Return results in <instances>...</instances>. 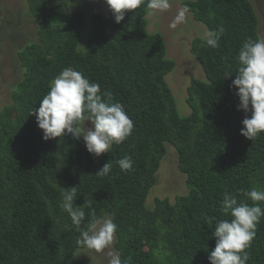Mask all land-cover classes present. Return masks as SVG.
<instances>
[{"label": "trees", "instance_id": "obj_1", "mask_svg": "<svg viewBox=\"0 0 264 264\" xmlns=\"http://www.w3.org/2000/svg\"><path fill=\"white\" fill-rule=\"evenodd\" d=\"M37 25L38 42L19 50L23 69L11 93V104L0 113V264H84L77 252L79 233L58 207L63 188L76 187V206L91 201L97 218L111 216L117 225L114 249L122 264H209L215 247L205 217L231 219L220 211L225 192L264 189V133L250 141L240 134L245 114L230 89L243 42L259 39L258 20L248 0H186L192 18L207 30L222 25L219 47L195 39L191 46L205 80L191 79L180 116L165 76L175 67L166 57L158 33L147 30L148 8L126 11L119 24L107 11L87 17L76 9L64 12L47 0H24ZM59 7V8H58ZM89 19L84 42L81 33ZM82 72L114 102L124 106L133 121L131 135L94 159L82 139L71 135L42 139L30 111L49 91L64 68ZM233 72L231 77H224ZM170 144L187 194L174 202L146 199L157 182L160 161ZM134 161L122 171L118 161ZM106 162L109 175L95 173ZM249 203H251L249 201ZM264 208V202L260 205ZM89 209L85 208L86 220ZM61 223H57V220ZM247 264H264V217L246 249Z\"/></svg>", "mask_w": 264, "mask_h": 264}, {"label": "clouds", "instance_id": "obj_2", "mask_svg": "<svg viewBox=\"0 0 264 264\" xmlns=\"http://www.w3.org/2000/svg\"><path fill=\"white\" fill-rule=\"evenodd\" d=\"M111 11L114 22L119 24L124 20L126 11L136 10L146 5L150 14L166 11L169 0H104ZM188 7L185 5L170 23V28L185 22ZM224 33L222 25L207 30L204 34L206 45L216 49ZM239 67L234 72L235 78L229 85L235 89L238 97L237 110L245 115L241 121L240 134L252 141L260 133H264V38L245 40L236 57ZM228 72L224 77H231ZM36 118V124L42 130V139L47 141L71 135L73 139H82L89 154L99 157L108 153L112 145L123 143L132 133L133 121L126 113L124 106L113 101L110 91L101 89L98 83L91 82L82 72L72 68H64L53 78L49 91L39 101V107L30 111ZM88 121L91 127H86ZM118 166L122 171H129L134 161L125 156ZM112 164L106 162L95 173L100 177L109 175ZM238 195L225 192L220 201V211L231 219L216 220L215 217H205L209 228L215 220L211 236L215 238V247L208 254L209 264H247L250 259L246 251L256 236V227L264 217V189L238 190ZM76 187L63 188L58 207L67 214L71 224H63L64 228L74 227L79 233L77 245L102 252L113 244L117 225L112 219L97 218L91 201L82 206H76ZM249 201L251 203H249ZM91 218L85 223L86 212ZM57 223H61L58 219ZM108 264H122L121 257L116 252L109 253Z\"/></svg>", "mask_w": 264, "mask_h": 264}, {"label": "rangeland", "instance_id": "obj_3", "mask_svg": "<svg viewBox=\"0 0 264 264\" xmlns=\"http://www.w3.org/2000/svg\"><path fill=\"white\" fill-rule=\"evenodd\" d=\"M183 1L186 0H169L170 7L155 15L150 14L148 9L146 19L148 32L158 33L161 36L166 45V57L175 62L174 69L165 76V82L172 91L179 115L187 116L189 109L185 99L189 83L193 78L205 80L203 70L190 49L195 39L204 38L207 29L196 22L188 12L185 22L178 24L174 29L169 27L182 9ZM248 1L258 20V37L262 39L264 38V0ZM48 5H58L64 12L80 9L87 17L96 12L105 15L104 17L107 15L105 7L98 0H47ZM89 28V19H86L81 42H84ZM37 42V25L28 14L26 2L0 0V113L11 104V93L23 75V69L16 57L17 52ZM85 126L91 127L90 122L86 121ZM93 157L96 158L94 155ZM156 175L157 182L146 199L148 206H151L155 198H167L172 203L175 197L187 194L185 177L178 170L177 154L170 144H166V154L160 161ZM104 218L111 219V216L107 215ZM115 239L116 237L113 244ZM113 244L100 253L86 248L78 251L77 257L85 260L84 264H108L109 253H117Z\"/></svg>", "mask_w": 264, "mask_h": 264}]
</instances>
